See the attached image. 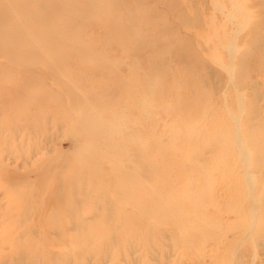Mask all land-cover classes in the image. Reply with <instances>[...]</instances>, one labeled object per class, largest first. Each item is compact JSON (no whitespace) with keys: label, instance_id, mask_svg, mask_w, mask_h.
I'll return each mask as SVG.
<instances>
[{"label":"rangeland","instance_id":"374dc122","mask_svg":"<svg viewBox=\"0 0 264 264\" xmlns=\"http://www.w3.org/2000/svg\"><path fill=\"white\" fill-rule=\"evenodd\" d=\"M0 29V264H264V0H0Z\"/></svg>","mask_w":264,"mask_h":264},{"label":"bare ground","instance_id":"6f19581e","mask_svg":"<svg viewBox=\"0 0 264 264\" xmlns=\"http://www.w3.org/2000/svg\"><path fill=\"white\" fill-rule=\"evenodd\" d=\"M57 5V4H56ZM69 5H70V3H67V11L69 12V13H71V12H73V10L71 9L70 11H69ZM58 6V5H57ZM72 14V13H71ZM25 15V14H24ZM71 20V19H70ZM20 23H22V21H19ZM40 22H43L42 20H40ZM70 23V22H69ZM178 24V23H177ZM29 25V24H28ZM36 25L34 24V26H29V28H25V27H20V28H18V35L19 34H21V36H24V35H26L27 37H28V40L30 41V42H33L34 40H35V38H36V40H35V42L37 41V39L39 38V36H37V34L38 33H40V31L38 30V28H36L35 27ZM179 27V26H178ZM46 29V28H45ZM46 30H48V36H49V34H51L52 35V37H49V38H53V39H57V40H61L62 39V36H61V33H59L55 28H53V29H51V28H47ZM9 35L6 33V31L5 30H1L0 29V40L1 41H4V40H6L7 39V37H8ZM37 36V37H36ZM48 36H47V39H48ZM42 37V36H41ZM68 38L70 37V36H67ZM43 38H46V37H43ZM64 38H66V37H64ZM59 40V41H60ZM39 42V41H38ZM48 48H51L50 47V45H48V46H46L45 45V49H48ZM53 48H55V47H53ZM242 50V49H241ZM243 51V50H242ZM18 58H22L23 60H27V59H30V55H23V56H18V57H14V61H17L16 59H18ZM48 60V62L49 63H51V62H53L51 59H47ZM48 77V76H47ZM50 79V78H49ZM55 86V85H54ZM56 87V86H55ZM59 91V90H58ZM62 93V92H61ZM65 93H69V90L67 89L66 90V92ZM66 99V98H65ZM54 100L55 101H57V102H60V100L61 99H59V98H57L56 97V99H55V97H54ZM62 101V100H61ZM74 101V100H73ZM77 101V100H76ZM71 102V101H70ZM78 102V101H77ZM67 104V103H66ZM71 105H72V103H71ZM67 106V105H66ZM72 107V106H71ZM91 123V122H90ZM98 127V126H97ZM66 182H69L70 183V181H66ZM71 185L72 186H74V184L73 183H71ZM71 185H68V187L70 188V189H74L75 190V188L74 187H72ZM78 188V190H80L81 188L80 187H77ZM263 206V205H262Z\"/></svg>","mask_w":264,"mask_h":264}]
</instances>
